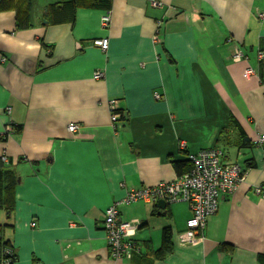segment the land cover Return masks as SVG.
Listing matches in <instances>:
<instances>
[{"label":"crops","instance_id":"obj_1","mask_svg":"<svg viewBox=\"0 0 264 264\" xmlns=\"http://www.w3.org/2000/svg\"><path fill=\"white\" fill-rule=\"evenodd\" d=\"M67 1L0 0V158L18 175L0 237L13 264H264V200L253 191L264 183L255 144L264 135V0H87L69 14L57 8ZM102 38L106 51L94 45ZM236 49L245 58L234 61ZM112 100L123 117L115 126ZM210 147L247 173L221 196L203 240L178 239L187 203L163 211L139 201L119 211L141 222L143 252L112 259L105 210L130 190L173 181L174 162ZM167 227L173 252L156 260Z\"/></svg>","mask_w":264,"mask_h":264},{"label":"built area","instance_id":"obj_2","mask_svg":"<svg viewBox=\"0 0 264 264\" xmlns=\"http://www.w3.org/2000/svg\"><path fill=\"white\" fill-rule=\"evenodd\" d=\"M154 7H162L161 0H151ZM263 14H260L262 17ZM110 16L107 14L103 18L102 24L107 26ZM157 41V36H154ZM94 45L102 51L109 47L108 38L97 39ZM233 60L240 61L244 54L236 49L233 53ZM258 59L264 60V53H258ZM253 71L245 72L248 77ZM101 71L94 73V79L103 77ZM159 98L158 94H155ZM111 122L115 126L122 118V113L118 109L117 101L109 102ZM70 132L78 129V126L71 124L68 127ZM13 132V127L8 126L3 135ZM264 148V135H260L255 143ZM179 148L184 150L186 143L180 141ZM224 151L217 147L201 149L197 153L190 155L192 167L188 172L183 173L170 182H163L152 187H142L128 192L126 197L114 202L104 212L103 227L107 244L108 254L112 259H131L136 255H141L143 248L136 239V233L141 226L138 220L124 221L121 219L119 206L129 205L135 202H145L158 204L164 201L166 205L184 202L190 207L191 218L187 221V230L178 235V239L183 244H194L203 240L207 219L218 211L219 201L222 195L233 193L238 185L245 179L247 171L237 163H228L224 160ZM6 161V157H2ZM253 191L264 200V183L257 185ZM36 224L32 223L34 227ZM15 252L0 237V264H13Z\"/></svg>","mask_w":264,"mask_h":264},{"label":"trees","instance_id":"obj_3","mask_svg":"<svg viewBox=\"0 0 264 264\" xmlns=\"http://www.w3.org/2000/svg\"><path fill=\"white\" fill-rule=\"evenodd\" d=\"M87 0H68L66 3L62 5V7H58L61 11H65L66 13H70L71 11H75L79 6V3H82ZM92 4L90 7H98L101 5L109 6L110 0H91ZM123 118V117H122ZM242 146H249V144H243ZM174 169L178 173V176L182 175L185 172H188L192 163L190 159L187 161L174 162ZM18 180V175L12 169H9L4 165V161L0 158V208L4 207L8 213L13 209L14 204V188ZM160 214V212L157 210ZM8 245V243H6ZM173 252L172 248V231L170 227L164 228L162 230V239L160 247L152 253V256L156 260H164L169 257ZM15 260V256H14Z\"/></svg>","mask_w":264,"mask_h":264},{"label":"water","instance_id":"obj_4","mask_svg":"<svg viewBox=\"0 0 264 264\" xmlns=\"http://www.w3.org/2000/svg\"><path fill=\"white\" fill-rule=\"evenodd\" d=\"M157 207L160 209V210H165L166 209V204L164 201H159L158 204H157Z\"/></svg>","mask_w":264,"mask_h":264},{"label":"rangeland","instance_id":"obj_5","mask_svg":"<svg viewBox=\"0 0 264 264\" xmlns=\"http://www.w3.org/2000/svg\"><path fill=\"white\" fill-rule=\"evenodd\" d=\"M2 216V212H0V217ZM2 222V221H1Z\"/></svg>","mask_w":264,"mask_h":264}]
</instances>
